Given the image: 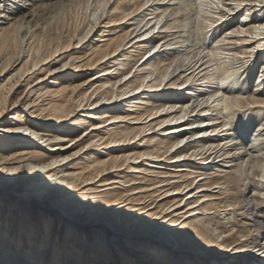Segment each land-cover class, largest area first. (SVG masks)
<instances>
[{
  "label": "bare ground",
  "instance_id": "1",
  "mask_svg": "<svg viewBox=\"0 0 264 264\" xmlns=\"http://www.w3.org/2000/svg\"><path fill=\"white\" fill-rule=\"evenodd\" d=\"M260 25L264 0H0V264H264Z\"/></svg>",
  "mask_w": 264,
  "mask_h": 264
},
{
  "label": "snow or ice",
  "instance_id": "2",
  "mask_svg": "<svg viewBox=\"0 0 264 264\" xmlns=\"http://www.w3.org/2000/svg\"><path fill=\"white\" fill-rule=\"evenodd\" d=\"M88 2H89V4H91V0H88ZM219 6L222 7V5H219ZM101 7H103V5H101ZM166 15H167V13H166L165 15L160 16L159 21L157 22V28L159 27V24L162 23V22L165 20V16H166ZM98 16H99V13H96L95 15L92 16V19H93V20H96V19L98 18ZM259 27L262 28V29H264V25H260ZM149 35H151V33H149ZM161 47H162V42H158V43H156L155 47L152 48V50L148 53V55H149V56H152L154 53L160 51V50H161ZM65 67H67V65H65ZM169 71H171V70H169ZM168 79H169V77H168L167 75L164 76L163 79L160 81V85H161V86H164V82L167 81ZM190 82H191V81H190ZM145 85H146V82L142 83V84L140 85V88H141V89L144 88ZM138 90H139V89H138ZM113 99H116V97H113ZM202 103H203V102H202ZM190 107H191V105H185V110L187 111ZM160 111H162V112H166V111H169V109L164 108V109H161ZM2 114H3V113H0V115H2ZM183 118H184V117L182 116L181 119H183ZM172 122H173V121H165L166 124H167V123H172ZM185 142H186V141L183 140V139L180 140L178 144L173 145V150H174L176 147H179L180 145H183ZM73 155H77V153H74ZM183 158H184V157H177V159H183ZM68 159H70V157H63L61 160H54V161H52L51 163L45 165L44 167H45V168H51V167H53V166H55V165H57V164H59V163H62V162H64V161H67ZM261 170L264 171V166H261ZM10 171L15 172L16 169H11ZM260 179H261V180H264V175H262V176L260 177ZM70 187H74V186H71V185H70ZM233 231H235V229H233ZM225 235H231V233H225ZM259 238H260L261 240H264V235H261ZM220 239H223V237H221ZM242 239L245 240V241L248 240L247 237H242ZM253 250H254V249H253ZM227 251H229V252H237V251H247V249H243V250H241V249H238L236 245H232L231 247H229V248L227 249ZM259 255L262 256V257H264V251H260V252H259Z\"/></svg>",
  "mask_w": 264,
  "mask_h": 264
},
{
  "label": "rangeland",
  "instance_id": "3",
  "mask_svg": "<svg viewBox=\"0 0 264 264\" xmlns=\"http://www.w3.org/2000/svg\"><path fill=\"white\" fill-rule=\"evenodd\" d=\"M60 9H61V10H60ZM63 9H64V10H63ZM63 9L58 7V8L56 9L57 11L54 10V12H52L51 16H53V18L55 17V18L53 19L54 21L52 20L53 22H56V21L60 20V19H61V16H60V15H63V16H64V15L67 13V10H66L67 8H63ZM65 10H66V11H65ZM60 12H61V13H60ZM62 12L65 13V14H63ZM58 15H59V19H58ZM251 15L253 16V14H251ZM254 15H256V14H254ZM62 18H63V17H62ZM55 19H56V20H55ZM97 35H98V32H97L96 34H94L93 37H96ZM77 240H80V241H81L82 238H78ZM107 261H108V260L104 261V264H108ZM90 264H93V262L91 261Z\"/></svg>",
  "mask_w": 264,
  "mask_h": 264
}]
</instances>
